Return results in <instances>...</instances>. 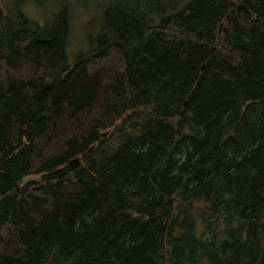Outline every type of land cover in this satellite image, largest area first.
<instances>
[{
	"label": "trees",
	"instance_id": "16d2710c",
	"mask_svg": "<svg viewBox=\"0 0 264 264\" xmlns=\"http://www.w3.org/2000/svg\"><path fill=\"white\" fill-rule=\"evenodd\" d=\"M151 1L0 10V264H264V0Z\"/></svg>",
	"mask_w": 264,
	"mask_h": 264
},
{
	"label": "rangeland",
	"instance_id": "374dc122",
	"mask_svg": "<svg viewBox=\"0 0 264 264\" xmlns=\"http://www.w3.org/2000/svg\"><path fill=\"white\" fill-rule=\"evenodd\" d=\"M146 2L147 0H0V10L13 20L18 15H23L42 29L55 26L64 12L67 27L65 53L71 61L77 55L87 53L96 47L103 16L110 5L126 7L137 15L149 18L157 11L160 12L155 10L161 9L158 3L151 1L150 5H146ZM38 178L29 176L24 182Z\"/></svg>",
	"mask_w": 264,
	"mask_h": 264
},
{
	"label": "water",
	"instance_id": "95a60500",
	"mask_svg": "<svg viewBox=\"0 0 264 264\" xmlns=\"http://www.w3.org/2000/svg\"><path fill=\"white\" fill-rule=\"evenodd\" d=\"M231 3H229V8H231ZM239 8H241V5H239ZM215 50V48L213 47L212 49H211V51H214ZM105 136V135H104ZM77 163V161L76 160H73V161H71L69 164L70 165H74V164H76Z\"/></svg>",
	"mask_w": 264,
	"mask_h": 264
}]
</instances>
